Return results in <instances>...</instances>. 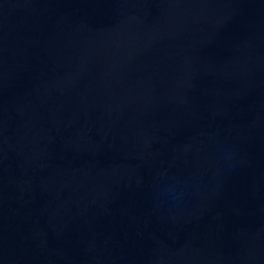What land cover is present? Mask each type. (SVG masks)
Wrapping results in <instances>:
<instances>
[{
	"label": "water",
	"instance_id": "95a60500",
	"mask_svg": "<svg viewBox=\"0 0 264 264\" xmlns=\"http://www.w3.org/2000/svg\"><path fill=\"white\" fill-rule=\"evenodd\" d=\"M0 264H264V0H0Z\"/></svg>",
	"mask_w": 264,
	"mask_h": 264
}]
</instances>
